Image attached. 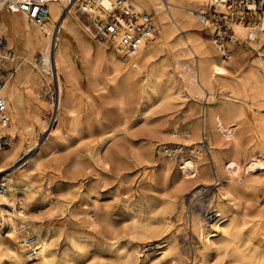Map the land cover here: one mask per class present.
<instances>
[{
	"label": "bare ground",
	"instance_id": "bare-ground-1",
	"mask_svg": "<svg viewBox=\"0 0 264 264\" xmlns=\"http://www.w3.org/2000/svg\"><path fill=\"white\" fill-rule=\"evenodd\" d=\"M80 1L82 0H58L50 3L49 14L43 23L32 21L26 13L16 9L2 7L0 11V36L3 37L0 73L3 78L2 90L11 118L8 125L0 126V138L7 136V143H13L15 139L19 141L10 151L4 148L0 139V173L7 169L6 162L16 157L20 143L25 136L34 135V128L37 124L42 125L46 134L58 133L60 115H67V117H73V122H70L77 128L75 122L81 117V114L80 116L76 114L77 109L70 105L61 110L64 102L68 101L66 100L68 82L74 77L72 57L66 51L61 29L67 22V13L74 12ZM135 1L141 10L156 13L157 20L155 18L154 20L158 22V24L156 22L157 32L152 34L150 40L136 53L127 55L129 59L125 62L121 61L114 52H107L103 47L94 43L90 34L81 30L83 24L77 16L70 21L68 30L73 34L79 56L88 68L91 83L105 90L114 85L118 91H121L123 87L124 89L136 87L140 75L145 73L146 78L143 79L141 93L147 98L150 95L148 88L151 86V77L153 75L160 77L169 69L171 62L165 52L169 51L174 54L184 77L181 80L182 83L191 93L212 100V103L204 109L205 117L202 125L197 122L193 127V135L198 136L201 131L207 134L211 153L218 168L216 176L211 178L208 165L200 170L199 162L191 157H184V155L179 163L182 184L213 181L218 187L214 221L209 224L202 218L194 219V227L201 241V246L197 250L199 262L205 264H264V206H262L264 202L259 201L261 197L257 195L259 181L256 179V176L264 170V115L261 111L253 109L259 124V136L254 145L248 147L242 141V135L239 134L238 122L227 123L224 114L225 109L232 111L235 116H240L246 106L264 101V53L262 52L264 21L261 25L262 31L257 33L255 42L234 47L232 56L229 58L231 67L226 64V59L217 57L218 53L212 44L213 37H206L200 32L203 28L201 29V25L197 23V20L204 22L212 32V25L203 20L202 14L207 12L209 5H213V0H198L196 3L191 0ZM106 3H108L107 0ZM183 32L186 33L182 34ZM239 32L243 34L245 29L240 26ZM114 46L117 49V46ZM37 51L41 52L40 57L36 56ZM254 51H257L258 55L247 59L248 55ZM28 61H33L39 69L50 74L58 91V101L55 103V109L53 108L55 111L49 122L41 117L43 110L41 107L44 101L37 99L30 102L28 109L24 94L16 80L3 74L8 73L9 66L16 62L18 75L30 83L34 71L28 67ZM216 89H221V92H218L221 97L218 99H215L218 94ZM69 95L73 96L70 93ZM259 106L264 107V102ZM136 119L137 117L135 119L125 118L123 124L126 125V131ZM106 134L103 144L107 146L110 141L121 135L120 127L106 130ZM38 143L37 139L32 141L23 151V155L32 152ZM201 151L203 150L200 149L198 153ZM193 154H195L194 151ZM101 158V161L106 164L108 158L105 154ZM171 162L166 159L164 168L168 169ZM5 179V187L0 189L1 216L9 224L7 237L0 238V252L7 255V261L4 263L81 264L80 260L83 255L73 252L72 249L83 250L85 242H80L78 236L72 234L69 235L71 242L69 246L64 245V248L60 250V247L53 249L57 243L56 239H60L63 232H56L50 237V228L43 227L35 219H29L27 214L18 211L21 197L23 196L25 200H30L32 197L31 187L26 177L8 174ZM1 204L7 206H1ZM93 208L96 212L101 209L99 206ZM17 219H21V223L24 224L21 227L22 232L27 228H32L36 235L30 236L29 231L23 237L17 235L19 232ZM133 219L135 224L139 223L136 216ZM153 219L151 221H154ZM137 225L136 232L139 235L144 234L145 226ZM151 225L152 233L162 238L156 240V249L152 248L153 250L150 249L152 251L144 253L142 264H181V261L179 262L180 248L169 235L172 221L166 217L165 221L152 222L149 226ZM149 230L146 229V232ZM126 257L128 264H137L138 253L135 249L129 251Z\"/></svg>",
	"mask_w": 264,
	"mask_h": 264
},
{
	"label": "rangeland",
	"instance_id": "rangeland-1",
	"mask_svg": "<svg viewBox=\"0 0 264 264\" xmlns=\"http://www.w3.org/2000/svg\"><path fill=\"white\" fill-rule=\"evenodd\" d=\"M191 1L196 3L198 0ZM211 6L206 10H210ZM87 13L80 1L74 12L67 13V22L61 29L66 51L72 57L74 73L66 91L68 101L64 102L61 110L70 105L77 109L76 114H81L80 120L75 122L77 128L72 124L73 117L68 118L67 115H60V130L52 135L46 134L42 125L37 124L34 135L30 137L27 134L20 143L16 157L6 162L7 169L0 173V189L5 187V176L8 174L24 175L30 184L32 197L25 200L22 196L18 211L27 214L29 219H35L43 227L50 228V237L56 232H63L60 239H56L53 249L69 246V235L78 236L85 246L81 251L77 248L72 250L83 255L81 264H128L127 253L133 249L138 253L137 264H142L144 253L156 249V240L162 238L156 233L154 235L152 225H149L163 222L166 217L172 221L169 235L181 251L179 262L205 264L199 262L197 250L201 241L194 227V219L199 217L209 224L214 221L218 187L213 181L182 184L179 163L184 155L191 157L199 162L200 170L208 165L211 178L216 176L218 168L207 134L201 131L198 136L193 135V127L197 122L202 125L204 109L212 100L188 90L181 81L184 77L176 58L169 51L165 52L171 62L169 69L160 77H151L149 97H143L141 93L145 73L140 75L136 87H123L121 91L114 85L106 90L97 88L91 83L88 68L79 56L73 34L68 30L70 21L77 16L83 24L81 30L88 32L94 43L107 52H114L121 61H128L129 56L121 54L112 43L94 36L91 30L93 16ZM153 16L157 20L156 13ZM197 23L203 28L200 30L197 27L200 32L206 37H213L207 24L200 20ZM216 52L218 58L225 59ZM257 55L258 52L254 51L247 59ZM36 56L40 57L41 52L37 51ZM229 61L226 59V64L232 67ZM27 65L34 71L30 83L18 75L16 62L9 66L8 73L3 74L16 80L28 109L30 102L37 99L44 101L41 117L49 122L58 101V91L50 74L39 69L33 61H28ZM216 92H221V89H216ZM69 93L73 96L70 97ZM219 97L221 95L218 93L215 99ZM263 102L246 106L240 116L224 109L227 123L238 122L239 134L248 147H252L259 136V124L253 109L264 115V107L259 106ZM127 116L137 119L126 131L123 122ZM117 126L123 135L117 136L106 146L103 144L106 130ZM35 139L38 145L30 155H23V151ZM7 142V136L1 139L4 148L12 151L19 141L15 139L13 143ZM200 149L203 151L198 153ZM104 154L108 158L106 164L101 161ZM166 159L172 161L168 169L163 166ZM257 176V195L261 196L259 201L264 202V170ZM95 206L101 207L99 212L93 211ZM1 215L0 212V238L3 239L8 235L9 224ZM134 216L139 219V223L135 224ZM21 222V219H17V235L23 237L27 231L30 236L36 235L32 228L22 232L24 224ZM137 224L145 226L146 234L139 235L136 232ZM146 229L150 230L146 232ZM5 261L7 255L0 252V264H5Z\"/></svg>",
	"mask_w": 264,
	"mask_h": 264
},
{
	"label": "built area",
	"instance_id": "built-area-1",
	"mask_svg": "<svg viewBox=\"0 0 264 264\" xmlns=\"http://www.w3.org/2000/svg\"><path fill=\"white\" fill-rule=\"evenodd\" d=\"M58 0H0L2 7L26 13L36 23L46 21L49 4ZM82 0L85 11L93 16L94 36L117 46L123 55L136 53L157 32L152 13L141 10L134 0ZM211 9L202 14L212 25L213 44L216 50L229 59L235 46L257 40L264 21V0H213ZM245 32H239V27ZM3 37L0 36V55ZM1 71V66H0ZM0 73V126L10 123V114L2 90ZM3 138V137H2ZM0 138V139H2Z\"/></svg>",
	"mask_w": 264,
	"mask_h": 264
}]
</instances>
